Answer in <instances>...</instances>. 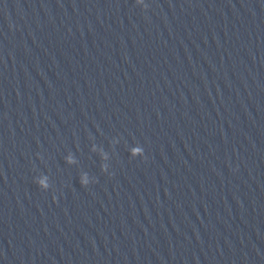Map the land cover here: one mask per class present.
<instances>
[{
  "label": "clouds",
  "instance_id": "1",
  "mask_svg": "<svg viewBox=\"0 0 264 264\" xmlns=\"http://www.w3.org/2000/svg\"><path fill=\"white\" fill-rule=\"evenodd\" d=\"M136 4L139 6H142V8L147 9L148 8V4L145 3V0H135ZM114 143H119L118 139H114L113 141ZM92 150L96 151V146L93 145L92 146ZM130 156L132 158H136V157H141V158H145L144 157V149L142 146L137 145L133 148H131L130 150ZM101 157L103 160H108V154L104 151L101 150ZM66 161L69 164H73L76 161L74 160V158L72 157V155H69L68 157H66ZM109 165L107 163L102 164L101 165V171L107 173L109 176L113 175V173H111L109 171ZM34 182L38 185V187L42 190V191H47L49 190V188L51 187V184L49 182V178L47 175H43L40 176L39 178H35ZM91 183H96V178H93ZM80 184L82 187H87L90 183L89 180L87 178V174H84L81 179H80ZM53 199L55 200L56 197L54 196Z\"/></svg>",
  "mask_w": 264,
  "mask_h": 264
}]
</instances>
